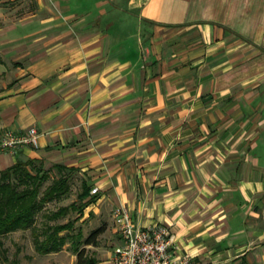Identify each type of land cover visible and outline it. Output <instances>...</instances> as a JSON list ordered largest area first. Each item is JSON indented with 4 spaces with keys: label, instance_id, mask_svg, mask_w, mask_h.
<instances>
[{
    "label": "crops",
    "instance_id": "obj_1",
    "mask_svg": "<svg viewBox=\"0 0 264 264\" xmlns=\"http://www.w3.org/2000/svg\"><path fill=\"white\" fill-rule=\"evenodd\" d=\"M31 128L0 171L73 169L99 188L83 217L264 264V0H0V143Z\"/></svg>",
    "mask_w": 264,
    "mask_h": 264
},
{
    "label": "trees",
    "instance_id": "obj_2",
    "mask_svg": "<svg viewBox=\"0 0 264 264\" xmlns=\"http://www.w3.org/2000/svg\"><path fill=\"white\" fill-rule=\"evenodd\" d=\"M53 170L57 171L59 178L46 186ZM53 170H44L38 162L30 160L18 161L13 167L0 171V248L3 247V238L30 231L35 250L40 255L60 252L69 240H73L76 264H99L89 256L86 248H81L82 231L73 233L77 219L65 224H51L71 214L82 217L84 210L96 202L98 196L91 195L92 188L87 181L83 182V191L76 203L44 214L43 224H37L38 215L46 210L48 204L59 201L71 191V175L75 170L58 165ZM102 233V228L91 233L84 239L83 246L96 247Z\"/></svg>",
    "mask_w": 264,
    "mask_h": 264
},
{
    "label": "rangeland",
    "instance_id": "obj_3",
    "mask_svg": "<svg viewBox=\"0 0 264 264\" xmlns=\"http://www.w3.org/2000/svg\"><path fill=\"white\" fill-rule=\"evenodd\" d=\"M57 175V171H52L51 180L46 186L50 185L54 179H57ZM89 185L90 188L93 187V184L89 183ZM70 186L71 191L68 195L59 201L48 204L46 210L38 215V225L41 226L45 221L43 217L44 214L56 212L60 208L68 207L78 201V196L83 191L80 180L72 178ZM79 216V214H71L51 224H65L77 219L73 233L76 234L81 230L83 241L88 238L91 233L102 228L103 233L98 237V245L96 247L83 246V241H81L82 244L80 243V246L82 245L81 248H86L89 256H93L99 264H109L111 254L120 243L119 235L113 220L112 209L99 214L87 211L85 217L82 216L84 219ZM75 246V244L73 245V240H69L60 252L43 256L36 252L30 231L17 232L3 238V247L0 248V264H76L77 257L75 255Z\"/></svg>",
    "mask_w": 264,
    "mask_h": 264
},
{
    "label": "built area",
    "instance_id": "obj_4",
    "mask_svg": "<svg viewBox=\"0 0 264 264\" xmlns=\"http://www.w3.org/2000/svg\"><path fill=\"white\" fill-rule=\"evenodd\" d=\"M39 134L35 128L24 133L7 132L0 143V151L15 153L18 148H38ZM95 187L91 195H97ZM113 220L120 237L111 255L110 264H197L190 254H179L174 237L166 226L138 227L128 208L113 210Z\"/></svg>",
    "mask_w": 264,
    "mask_h": 264
}]
</instances>
